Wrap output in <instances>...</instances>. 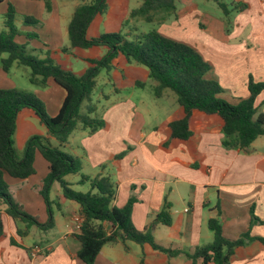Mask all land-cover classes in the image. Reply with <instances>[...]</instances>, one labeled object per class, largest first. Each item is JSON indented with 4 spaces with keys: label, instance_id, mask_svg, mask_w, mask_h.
I'll use <instances>...</instances> for the list:
<instances>
[{
    "label": "crops",
    "instance_id": "1",
    "mask_svg": "<svg viewBox=\"0 0 264 264\" xmlns=\"http://www.w3.org/2000/svg\"><path fill=\"white\" fill-rule=\"evenodd\" d=\"M90 1L54 0L47 11L41 0H0V32L5 30L3 15L11 5L17 16V28L36 36L28 42L27 51L40 60L49 56L71 71L72 63H64L65 57H72L70 52L91 59L106 55H101L99 47L61 52L70 47L68 25L75 9ZM222 3L230 4L234 11L228 19L214 2L175 0V13L161 15L151 24H157L156 30L167 38L196 50L209 66L205 78L218 83L222 98L237 105L250 96V80L264 82V0H222ZM140 5V0H107L106 13L95 17L87 37L99 36L90 37L89 31H99L108 19L121 27H129L123 33L128 37L149 32H143L145 22L130 19V13ZM24 17L38 21L37 27H23ZM119 26L105 33H122ZM25 41L22 36L16 38L18 44ZM122 64L128 63L118 57L106 71L112 88L107 94L98 89L97 105L91 102V93L89 100L84 101L87 105L82 103V112L80 108L81 114H85L87 107L93 106L94 112L89 117L101 120L100 128L90 133L88 128L79 126L60 145L48 136L37 119L19 114L16 124L25 125L32 119L35 132L26 131L18 136V142L14 140L17 136L14 132L15 150L21 152L26 141L36 133L47 138L52 147L80 162V172L65 177L70 185L73 182L68 179L74 178L73 175L78 176L74 183H79L82 175L91 179L109 177L115 186L114 206L123 207L130 199L134 201L130 220L137 231H144L168 207L171 225H157L152 231L155 242L163 248L192 252L211 243L213 233L208 222L217 219L226 239L236 240L244 233L252 238L246 245L235 248L228 264H264V244L260 241L264 239V136L258 137L245 151L227 146L221 120L215 115L193 112L189 122L191 137L185 141L172 138L168 124L181 115L176 98L173 114L169 112L166 120H152L147 124L144 120L147 108H140L130 97L122 100L121 96L115 97L121 88L112 81L119 83ZM30 73L28 67L15 62L8 72L0 70V88H16L33 94L43 102L47 114L55 116L65 97L64 90L51 79L44 85H33L29 81ZM122 76L128 78L124 73ZM132 81L134 86L143 87L138 79ZM168 92L164 91L161 97L154 93L153 96L161 99L168 97ZM254 106L258 114H264V90L255 98ZM33 166L35 174L25 180L6 178L8 189L27 215L39 224L52 220L53 226L46 231L31 226L27 235L20 237L17 231L24 229V224L13 222L3 211L4 206L1 207L0 264H82L77 258L80 244L74 229L75 220L80 216L79 206L63 198L57 183L49 193V205L45 204L40 191L49 172L48 163L36 154ZM141 261L143 264H192L182 254L168 257L149 245L129 241L104 245L93 264H140Z\"/></svg>",
    "mask_w": 264,
    "mask_h": 264
},
{
    "label": "trees",
    "instance_id": "2",
    "mask_svg": "<svg viewBox=\"0 0 264 264\" xmlns=\"http://www.w3.org/2000/svg\"><path fill=\"white\" fill-rule=\"evenodd\" d=\"M47 11L54 0H41ZM85 2L86 0H79ZM138 9L130 13V19H140L149 24L154 23L161 15L175 13V0H140ZM216 3L224 16L230 11L222 0H207ZM107 11V0H91L78 6L68 25L70 47L63 48V54L70 50H83L104 47L107 53L100 59L82 57L70 52L72 57L88 64L85 72L77 76L64 65L47 56L40 60L27 51L28 42L36 36L33 32L17 28L16 13L11 5L3 15L5 30L0 32V70L8 72L16 62L28 67L31 71L29 81L33 85H44L51 79L65 92V97L58 113L51 117L45 106L33 94L16 89L0 88V211H3L13 222L24 224V229L17 231L24 237L31 226L42 231L52 228V220L45 224L27 215L9 192L6 178L25 180L35 174L33 166L36 154H40L48 163L49 172L43 180L40 191L45 204L49 205V193L54 183L59 184L64 199L75 202L83 221L76 239L80 244L77 258L82 264H93L101 248L114 242H133L137 245H149L154 251L168 257L184 255L192 264H228L235 248L244 246L252 240L248 233L236 240L226 239L222 235L217 219H210L208 228L213 233V240L207 245L195 248L192 252L166 249L158 245L152 231L157 225L170 226L171 216L168 207L163 208L144 231H137L131 224L130 215L133 200L123 207L112 204L115 186L109 177L89 178L82 175L79 183L87 182L90 191L81 193L74 191L65 177L77 174L81 170L80 162L52 147L47 138L31 136L25 143L22 156L18 157L14 148L13 135L19 114L35 118L47 130L48 136L60 145L67 142L69 136L79 127L95 132L103 125L101 120L90 118L94 107H87L85 114L80 108L95 87L98 74L113 67V61L121 57L128 63H135L147 68L149 79L155 83L153 93L161 97L164 91L172 92L176 104L181 110L180 117L168 124L171 137L185 141L191 137L189 122L193 112L215 115L222 122V132L226 137L225 145L247 150L251 144L264 136V114L257 113L255 98L264 90V82L254 83L250 80L248 90L250 96L237 105H232L222 98V89L215 81L205 78L209 66L200 54L189 45L172 40L153 29L147 33H135L131 39L121 32L102 33L88 38L87 30L96 16ZM38 21L24 17L23 27L36 28ZM24 37L23 44L16 42L17 37ZM40 78V79H38ZM3 228L0 216V236ZM264 244V239L260 240ZM140 264H143L141 261Z\"/></svg>",
    "mask_w": 264,
    "mask_h": 264
},
{
    "label": "rangeland",
    "instance_id": "3",
    "mask_svg": "<svg viewBox=\"0 0 264 264\" xmlns=\"http://www.w3.org/2000/svg\"><path fill=\"white\" fill-rule=\"evenodd\" d=\"M226 8L230 11V13L232 15V13L234 11L231 10V5L230 4L226 5ZM221 12H222V10H221ZM230 16H228L227 19L230 18ZM115 26H119L118 22L112 21L111 19H108V22L106 24H104L103 26H101L99 28V31L90 30L88 36L92 37V36H94V34H102L105 32H110V31L116 30L117 27H115ZM144 27L145 28H144L143 32H147V31L156 29L157 24H151V23L147 24L146 23L144 25ZM128 28H126L125 26L124 27L119 26V29L122 31V33L127 32ZM94 32H96V33H94ZM129 32H131V31H129ZM132 36H129V39H131ZM97 49L100 51L101 55H105L107 53V50L103 47H101V48L99 47ZM29 53H31V52H29ZM64 63L67 65L72 63V66L69 67V69L74 74H76L77 76H80L81 74H83V72L88 67L87 63H85L81 60H78V59H74L72 57H65ZM123 73L128 76L127 79H124V77L122 76ZM107 74L108 73L105 70H103L96 79L97 86L93 89L92 96H91V102L94 103L95 105H97V102H96L97 98H100L98 96V89H101L104 92V94H107L108 89L112 88V86L108 85ZM118 75H120V74H118ZM133 78L138 79L143 84V87L134 86L133 81H132ZM112 82H114L116 86H119L121 88L120 93L116 94L115 97L121 96V100L123 98H129L130 97L133 102H138V105L140 108H147L148 112L145 115L144 120L149 125L153 121H156V122L160 121L161 122L163 120H166L165 118H166L167 114L169 112H171L173 114L174 110L176 109V106L173 105V102H174L176 97L172 92L169 91L168 92L169 96L161 98V99L155 98L153 96L152 87H153L154 83L148 78V70L144 66H141V65H138L135 63L122 64L121 76H119V83L117 82V80H116V82L115 81H112ZM25 83H27V82H25ZM29 86H31V85L29 84ZM113 100H116V99H113ZM100 101L102 102L101 99H100ZM83 105H87V102H84ZM83 105L81 107V112L83 111ZM28 120H29V122H26L24 124L31 126L29 128H27L25 125H23L21 123L16 124L15 133H17L16 134L17 136H14V140H16L17 142H18L19 137H21L23 135V133H25L26 131L27 132H35L33 129V127L35 128V126L33 125V123H35L34 120H32V119H28ZM32 136H38V135L36 133H34V135H32ZM23 149H24V146H23L21 152H17L15 150L18 157L22 156ZM72 177H74V178H71V179L69 178L68 181L73 182V184L70 186L74 191L81 192V193H87L90 191V187L87 184H85V183L84 184L74 183L76 181H73V180L78 179L77 175H73Z\"/></svg>",
    "mask_w": 264,
    "mask_h": 264
},
{
    "label": "built area",
    "instance_id": "4",
    "mask_svg": "<svg viewBox=\"0 0 264 264\" xmlns=\"http://www.w3.org/2000/svg\"><path fill=\"white\" fill-rule=\"evenodd\" d=\"M82 221H83V219H82L81 216L77 217L76 220H75V226H74V229H75V231H76L77 233L80 231V227H81Z\"/></svg>",
    "mask_w": 264,
    "mask_h": 264
}]
</instances>
